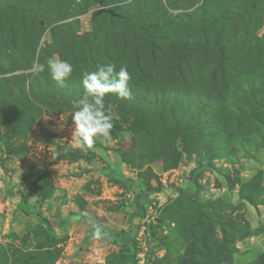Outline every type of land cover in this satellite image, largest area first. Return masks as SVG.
Wrapping results in <instances>:
<instances>
[{
  "label": "rangeland",
  "instance_id": "374dc122",
  "mask_svg": "<svg viewBox=\"0 0 264 264\" xmlns=\"http://www.w3.org/2000/svg\"><path fill=\"white\" fill-rule=\"evenodd\" d=\"M4 5L29 13L0 26V264H264V0ZM102 63L127 66L132 99L105 97L119 135L85 152L73 101Z\"/></svg>",
  "mask_w": 264,
  "mask_h": 264
},
{
  "label": "clouds",
  "instance_id": "9594fccd",
  "mask_svg": "<svg viewBox=\"0 0 264 264\" xmlns=\"http://www.w3.org/2000/svg\"><path fill=\"white\" fill-rule=\"evenodd\" d=\"M44 70V65L34 64L30 72L39 74ZM47 72L52 80L63 86L73 73V65L66 60L51 57L47 60ZM130 79L127 66L121 65L117 70L115 63L99 64L96 70L83 74L81 83L84 95L73 101L75 110L71 115L74 125L71 141L82 151L91 149L101 138L111 142L113 116L106 111L105 97L111 93L121 99H132ZM93 228L95 237L99 238L102 234L101 228L98 225H93Z\"/></svg>",
  "mask_w": 264,
  "mask_h": 264
},
{
  "label": "trees",
  "instance_id": "16d2710c",
  "mask_svg": "<svg viewBox=\"0 0 264 264\" xmlns=\"http://www.w3.org/2000/svg\"><path fill=\"white\" fill-rule=\"evenodd\" d=\"M11 12L12 13H16L18 15L29 13V11L27 9H25V8H21V7H18V6L4 5L3 7H0V26H2V27H11V22H10V19L11 18L7 16V14H9ZM38 12H35L33 18L34 17L35 18L37 17ZM8 92L9 93H12L11 92V88H10V91H8ZM20 98H21V100H19V102H28V100H29L28 97H27V95L26 94H23V93L20 94ZM19 119H20V114L17 113V116L15 118V125L14 126H11V129H12L13 132H16L20 128L19 122H18ZM113 124H114V127H113L112 131L115 134L119 135L118 125L115 122H113ZM149 192H152L153 194H159L160 193L158 190H150ZM22 203L25 204V205H27V200H26L25 197L22 199ZM137 207L139 209L140 208H143V206L140 203H137ZM22 209H23V212L25 214L29 215L28 211L25 208H22ZM42 222L45 225H47V230L48 231L53 232V227H52L51 223L49 222V220L47 218L42 217ZM37 229L44 230L46 228H44L43 226H38ZM131 244H133V237L132 236L129 238L128 241H124L123 242V245H131Z\"/></svg>",
  "mask_w": 264,
  "mask_h": 264
},
{
  "label": "crops",
  "instance_id": "0c3cea01",
  "mask_svg": "<svg viewBox=\"0 0 264 264\" xmlns=\"http://www.w3.org/2000/svg\"><path fill=\"white\" fill-rule=\"evenodd\" d=\"M137 207V206H136ZM140 210L139 209H136V212H131L128 219H127V224H128V230L126 229H122L121 227V235H119L120 239L119 241L121 242V244L124 242V241H128L129 238L132 236L133 237V242L134 240L136 239L137 237V227L138 224L142 223V217H141V214H140ZM99 243H104V240L101 239V236L99 238L95 237V235L91 236V237H84L82 239V241L80 242V245H84L85 247L87 248H93V246L98 245ZM106 243V242H105ZM72 256L74 258H77L76 257V253L74 252L72 254ZM74 260V259H73ZM71 260V261H73Z\"/></svg>",
  "mask_w": 264,
  "mask_h": 264
}]
</instances>
